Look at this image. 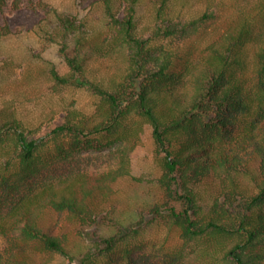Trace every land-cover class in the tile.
Listing matches in <instances>:
<instances>
[{
  "label": "trees",
  "instance_id": "trees-1",
  "mask_svg": "<svg viewBox=\"0 0 264 264\" xmlns=\"http://www.w3.org/2000/svg\"><path fill=\"white\" fill-rule=\"evenodd\" d=\"M9 1L0 0V12ZM12 1L16 9L25 1L36 7ZM140 3L104 0L107 33L56 14L50 39L70 72L52 68V77L59 88L89 89L98 105L92 113L72 106L47 136H34L16 117L0 122V264H47L36 257L55 254L68 264H264V0L198 52L193 42L215 11L185 19L171 0H158L153 23L142 27ZM10 33L0 27V37ZM95 57L117 72L99 76ZM145 125L160 157L163 200L127 226L115 220L113 199L122 178L143 181L132 153ZM98 145L116 146V168L44 177ZM49 212L78 228L109 224L114 233L92 238L78 256L66 231L46 226ZM150 226L176 232L178 243L157 248Z\"/></svg>",
  "mask_w": 264,
  "mask_h": 264
},
{
  "label": "rangeland",
  "instance_id": "rangeland-1",
  "mask_svg": "<svg viewBox=\"0 0 264 264\" xmlns=\"http://www.w3.org/2000/svg\"><path fill=\"white\" fill-rule=\"evenodd\" d=\"M79 1L35 0L36 7L29 6L25 1L22 7L16 9L10 0L5 11L0 12V27L8 26L11 31L10 34L0 37V122L16 117L25 123L34 136L40 137L47 136L59 125L72 106L88 113L96 110L98 98L89 89L74 86L59 88L51 74L52 68H56L63 75L70 72V67L61 54V45L50 39L55 35L58 12L88 20L90 29L97 33L108 32L107 21L104 19V0H83L80 1L82 4ZM259 1L171 0V6L175 13L185 19L200 17L210 10L216 12L217 18L209 22V27L193 42L194 50L198 52L219 36L230 22L243 14L256 13L254 9ZM157 6L158 0H141L139 14L142 27L153 23ZM260 21L263 20L260 18ZM248 51L253 53V44L248 47ZM91 61L92 68L99 76L110 77L117 72L118 68L113 63L102 62L98 57ZM159 158L152 128L145 125L143 143L132 153L134 171L143 181L126 177L117 183L113 199L115 220L134 226L145 215L149 206L163 200V191L158 181L162 174ZM119 160L116 146L98 145L56 164L43 175L49 179H58L79 171L98 174L116 168ZM44 177L41 176L40 179ZM212 187L214 185H206L203 189ZM147 217L150 216L147 214ZM45 221L46 226L56 232L66 231L69 234L71 250L78 256L87 250L92 238L114 233L113 226L103 223L90 228H78L55 212L46 214ZM148 238L159 249L179 241L176 232H169L167 228L158 226L148 228ZM5 245V238L0 235V250ZM36 261L68 264L65 258L57 254L39 256Z\"/></svg>",
  "mask_w": 264,
  "mask_h": 264
}]
</instances>
